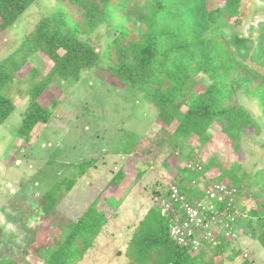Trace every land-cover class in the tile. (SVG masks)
Returning a JSON list of instances; mask_svg holds the SVG:
<instances>
[{
    "label": "trees",
    "instance_id": "16d2710c",
    "mask_svg": "<svg viewBox=\"0 0 264 264\" xmlns=\"http://www.w3.org/2000/svg\"><path fill=\"white\" fill-rule=\"evenodd\" d=\"M36 1L0 0V31L15 25ZM62 1L67 4L66 9L63 7L41 18L20 46L0 61V125L15 110L4 91L15 83L30 59L42 53L50 61L51 69L28 92L30 103L18 129L27 142L35 127L48 124L54 114L57 102H53V108L44 107L40 102L51 84L56 81L75 85L84 72L99 68L101 63L105 64L111 80L126 86L156 109L157 120L167 134L165 143L173 151L189 147L194 139L207 145L212 141L210 129L214 125L221 128L237 152L246 132H260L261 127L251 112L236 101L237 94L245 92L257 100L264 117V76L249 64L264 67V21L259 24L255 39L229 31L228 21L239 17L242 0H223L217 8H211V0ZM74 14L78 16L76 19ZM100 27L112 31L102 55L82 39ZM38 74L39 70L33 67L32 79ZM199 75L209 80L208 86H201V91L196 90L200 85ZM173 125L175 129L169 134ZM89 166V163L79 166L78 175L60 180L43 195L45 214L55 209ZM213 166L211 162L185 167L180 181L174 180L171 188L155 193L158 203L139 222L128 241V264H210L206 262L207 251L214 250L217 254L223 249V243L233 240L230 218L234 219L237 211L244 210L239 200L242 187L250 181L257 186L262 183L264 190V167L250 180L247 173L241 178L230 174L226 183V173H223L206 188L223 186L235 190L231 197L222 201L216 198L209 203L228 225V235L216 234L211 243L203 240L198 250L191 244L181 246L171 237V227L184 216L180 203L171 200L172 188L176 187L191 205L207 201L206 192L196 183ZM124 177V172L119 171L110 184L118 186ZM184 180L190 183L189 187L183 185ZM168 202L172 203L173 210L166 209ZM260 205L261 212L252 209L246 218L236 216L234 220L237 225L244 223L250 228V235L264 247V204ZM106 223L107 217L98 203L91 205L54 234L51 245L39 250L44 264H78L93 248ZM235 258L236 254L228 260L232 262ZM21 261L30 264L25 255ZM0 264L17 263L1 261ZM240 264L255 263L246 257Z\"/></svg>",
    "mask_w": 264,
    "mask_h": 264
},
{
    "label": "rangeland",
    "instance_id": "374dc122",
    "mask_svg": "<svg viewBox=\"0 0 264 264\" xmlns=\"http://www.w3.org/2000/svg\"><path fill=\"white\" fill-rule=\"evenodd\" d=\"M210 2L211 8H217L223 0ZM63 7L68 6L62 0H37L15 25L0 31V61L20 46L41 18ZM76 14L74 19L78 17ZM263 21L264 0H242L239 17L228 21L230 34L255 39ZM111 37L112 31L100 27L82 39L102 55ZM249 64L264 76V67ZM33 67L39 74L32 79ZM50 69V61L38 53L23 67L15 83L4 91L15 110L0 125V227L3 229L0 262L22 264L21 258L25 255L30 264H44L39 250L51 245L54 234L68 222L98 203L107 223L93 248L78 264H128L126 249L131 234L158 203L155 193L171 188L174 180L180 181L183 168L212 162V169L196 183L206 192L223 173H226V183L230 174L241 178L247 173L250 180L264 167V117L256 99L243 91L236 96V101L251 112L261 127L259 133L243 135L239 152L217 125L210 129L212 141L207 145L194 139L189 147L173 151L165 143L167 134L157 120L156 109L126 86L111 80L104 63L84 72L75 85L56 81L51 84L40 102L49 108L57 102L54 114L48 124L35 127L27 142L18 129L30 103L28 92ZM197 79L200 84L197 91L208 86L209 80L204 75ZM174 129L175 125L170 127L169 134ZM84 163L90 164L86 173L78 177L73 189L55 209L45 214L43 195L60 180L78 175V167ZM119 171L124 172V179L118 186L111 185ZM189 184L183 181L185 187ZM262 186V183L257 186L249 181V185L242 187L239 200L244 210L237 211L234 219L236 216L246 218L252 209L262 211ZM234 219L230 218L233 240L223 243V249L217 254L208 250L206 262L240 264L247 257L255 264H264V247L250 235V228L244 223L237 225ZM227 230L224 226L214 227L210 232L215 237L216 234L226 235ZM234 254L235 260L229 261L228 257Z\"/></svg>",
    "mask_w": 264,
    "mask_h": 264
},
{
    "label": "built area",
    "instance_id": "2783aa9c",
    "mask_svg": "<svg viewBox=\"0 0 264 264\" xmlns=\"http://www.w3.org/2000/svg\"><path fill=\"white\" fill-rule=\"evenodd\" d=\"M234 193L235 190H229L223 186H214L211 190L206 191V203L191 205L186 202L185 197L180 194L178 189L173 187L171 200L180 203V211L184 216H182L181 222L171 227V237L181 246L191 244L194 250L201 247L203 240L211 242L214 236L210 231L214 227L222 228L224 226L227 228L228 225L224 223V219L218 215L209 203L216 198L222 201L226 197H231ZM231 201L233 200L231 199ZM166 209L173 210L171 202L167 203ZM228 234L227 232L226 235Z\"/></svg>",
    "mask_w": 264,
    "mask_h": 264
}]
</instances>
